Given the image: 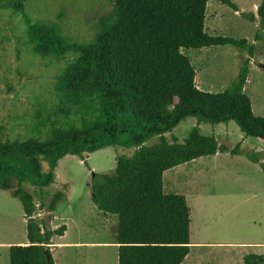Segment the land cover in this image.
Segmentation results:
<instances>
[{
  "label": "trees",
  "instance_id": "1",
  "mask_svg": "<svg viewBox=\"0 0 264 264\" xmlns=\"http://www.w3.org/2000/svg\"><path fill=\"white\" fill-rule=\"evenodd\" d=\"M25 1L9 0L6 6L23 14L33 51L42 57L74 54L55 76V91L70 104L61 111L71 117L62 125L42 122L44 138L0 134V189L19 199L26 219L27 243L10 246L9 264H56L50 239L66 226L50 230L36 214L54 211L62 197L47 189L55 181L58 160L69 154L86 162L85 156L110 146L135 148L131 156L116 157L112 173H92L89 184L96 209L116 217L117 264H180L190 247V208L183 194L163 191V172L218 152H240L239 145L231 148L202 134L200 123L234 121L245 137L264 143V116L253 112L244 91L255 43L209 34L207 0H112L88 43H68L57 26L31 23ZM217 1L238 10L233 0ZM256 14H250L259 25L255 41L264 30V0ZM225 45L247 50L236 77L219 92L199 89L184 50ZM186 117H194L196 125L182 142L175 135L169 141L165 133ZM152 137L157 141L145 145ZM246 157L264 172L260 152ZM262 259L249 254L244 262Z\"/></svg>",
  "mask_w": 264,
  "mask_h": 264
},
{
  "label": "rangeland",
  "instance_id": "2",
  "mask_svg": "<svg viewBox=\"0 0 264 264\" xmlns=\"http://www.w3.org/2000/svg\"><path fill=\"white\" fill-rule=\"evenodd\" d=\"M8 1L0 0V134L2 138L19 140L44 138L46 128L41 126L42 122L48 126L54 120L56 125H62L71 117L61 111L63 105L70 104L55 91V76L74 54L69 52L62 57L36 54L27 42V23L23 14L7 7ZM259 3L260 0H241L238 10H233L217 0H207L204 26L209 34L244 38L248 43H255L244 91L250 97L253 112L264 116V68L259 66L264 63V30L261 38L255 41L259 25L250 17V14L257 16ZM112 7V0H26L24 3V11L31 23L57 26L59 34L68 43L92 41L98 18L110 12ZM184 53L195 67L196 86L210 92L225 89L248 56L247 50L232 45L189 48ZM195 125L194 117H186L165 136L170 141L171 135H175L182 142ZM198 127L202 134L213 135L219 143L231 148L239 145L240 152H218L163 172V191L183 194L190 208L191 247L181 264H198L195 260V253L200 249L196 247L197 242L233 234L246 237L255 231L258 236H264V213L259 212L260 206L264 205V173L259 164L246 157L247 152L261 148L259 152L264 156V143L254 137H245L234 121L200 123ZM156 141L157 137H152L144 144ZM134 150V147L110 146L88 154L86 162L69 154L59 159L54 170L55 181L47 189L50 194L62 193L56 205V213L62 215L51 221L52 211L44 208L38 210L36 216L43 218L50 230L71 223L73 240L115 242L116 217L110 216L107 228L100 230L89 184L92 173H112L116 157L131 156ZM43 166L47 168L45 162ZM24 187L34 191L29 183H24ZM252 193H256V197ZM84 218L92 223L88 224L92 232L83 233ZM3 234L10 235L12 242L26 240V219L19 199L9 190L0 189V235ZM54 240L60 239L55 236ZM114 244L56 248L53 256L56 264H117ZM245 253L249 252L246 250Z\"/></svg>",
  "mask_w": 264,
  "mask_h": 264
},
{
  "label": "crops",
  "instance_id": "3",
  "mask_svg": "<svg viewBox=\"0 0 264 264\" xmlns=\"http://www.w3.org/2000/svg\"><path fill=\"white\" fill-rule=\"evenodd\" d=\"M233 1L236 3L237 6H239V1L241 2V0H233ZM201 84L203 83L201 82ZM195 85H197L196 81H195ZM261 149L254 150V151L259 152ZM262 159L264 160V156H262ZM262 173L264 172L262 171ZM252 195L256 197V193L255 194L252 193ZM96 211L97 212H94L95 220L98 221L97 224L99 225L100 230H102L103 228H107V225L110 220V215H104L101 212H99L97 209ZM259 212L264 213V205L260 206ZM52 213H53V216H52L51 221H53L56 216L61 217L62 215L61 213L58 215L56 213V209L52 211ZM230 218H233V216H230ZM83 221L84 223L81 220L82 222L81 229L83 230V233L92 232L91 229L88 227V224L91 225L92 223L91 224L90 222L88 223V220L85 218L83 219ZM263 222H264V219H263ZM72 223L74 224L75 222H72ZM64 225L66 226V229L63 231V233L61 235H53L50 239V242H51L50 250L52 252V255H53L54 249L56 248H71V247H83V246L89 247L93 245L107 246L108 244L115 243V242H105V241L84 242L82 240H73V238H71L70 236V231H71V226H72L71 223L66 222ZM55 236H58L60 240L55 241L54 240ZM26 243H27V237H26V240L22 242H12L10 235L8 236H6V234L0 235V264H9L10 246L14 244H26ZM196 244H197L196 247L200 248L195 253V260L198 261V264H245L244 257L249 254L261 256L263 259L261 263L259 264H264V236L262 237L260 235L258 236L257 231L251 233V235L246 236V237L244 236L241 237L236 234H233V235L225 236L222 239L211 240L209 242H197ZM114 245H115L114 247L117 248V244L115 243ZM190 247H189V252L186 256H188L190 253ZM204 248H211V249H209L208 251H205ZM246 250L249 253H245ZM235 254L237 255V257L235 256ZM238 255H240L239 259H238ZM117 263H118V254H117Z\"/></svg>",
  "mask_w": 264,
  "mask_h": 264
},
{
  "label": "water",
  "instance_id": "4",
  "mask_svg": "<svg viewBox=\"0 0 264 264\" xmlns=\"http://www.w3.org/2000/svg\"><path fill=\"white\" fill-rule=\"evenodd\" d=\"M259 66L264 68V63H260Z\"/></svg>",
  "mask_w": 264,
  "mask_h": 264
}]
</instances>
